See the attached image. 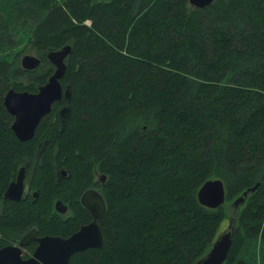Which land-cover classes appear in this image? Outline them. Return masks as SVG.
<instances>
[{"label": "trees", "instance_id": "trees-1", "mask_svg": "<svg viewBox=\"0 0 264 264\" xmlns=\"http://www.w3.org/2000/svg\"><path fill=\"white\" fill-rule=\"evenodd\" d=\"M66 43L70 115L60 130L50 111L20 141L5 92L36 91L53 71L43 54ZM25 47L40 66H21ZM42 133L70 159L67 189L95 165L108 174L103 245L68 264H194L244 191L223 264H264V0H0V200ZM51 177L43 160L34 221ZM211 178L226 188L216 208L197 199Z\"/></svg>", "mask_w": 264, "mask_h": 264}, {"label": "water", "instance_id": "water-1", "mask_svg": "<svg viewBox=\"0 0 264 264\" xmlns=\"http://www.w3.org/2000/svg\"><path fill=\"white\" fill-rule=\"evenodd\" d=\"M213 0H189L192 6L202 8L209 5ZM72 53V45L65 44L61 48L49 49L43 56L53 67L52 73L48 76L45 83L38 86L36 91L16 90L10 87L6 90L3 104L6 111L13 117L11 129L21 141L33 137L34 132L42 118L50 111L52 103L64 97L67 103L60 107L62 127L65 120L70 115L69 102L72 97L70 84L64 88L61 79L64 76L68 56ZM20 64L25 69H34L41 64V57L32 53H25L20 56ZM24 166L16 175L14 181L8 185L5 196L15 199L20 198L23 188ZM64 170L62 174H64ZM259 186L256 183L250 188L251 191ZM247 191L243 196L236 197L232 204L237 207L243 203ZM226 198V188L221 178H211L204 181L197 191V199L200 204L216 208L222 205ZM59 202H57V206ZM94 221L83 225L73 235L62 238L61 236H44L39 239V244L32 256L23 258L19 246L7 245L0 248V264H68L71 256L89 247L100 248L103 245L104 237L102 230L96 219L101 218L106 213V205L100 212L92 209ZM229 230L222 232L214 239L208 252L200 257L194 264H223L231 248L234 230L229 223ZM28 237L24 236L19 245L27 244Z\"/></svg>", "mask_w": 264, "mask_h": 264}, {"label": "flooded vegetation", "instance_id": "flooded-vegetation-1", "mask_svg": "<svg viewBox=\"0 0 264 264\" xmlns=\"http://www.w3.org/2000/svg\"><path fill=\"white\" fill-rule=\"evenodd\" d=\"M65 104L66 100L63 97L62 99L53 102L50 109V111H56L58 115L60 130L62 128V122L59 115V109ZM35 133L36 131L34 132V135ZM42 134V137H40L37 142L34 141V148L30 151L31 153L29 152L30 154L25 155V157H23L18 163L14 176L9 179L1 193L0 248L7 245L19 246L23 258H28L33 255L35 248L39 244L40 238L46 235L61 236L62 238L71 236L83 225L94 221L95 218L92 209H96L97 212H100L103 204L106 205L104 195L105 190L108 187V174L100 171L98 166L95 165L92 169L90 168L89 176H87L85 181L79 186H76L72 191L71 189H67L65 187L66 184L63 183L72 173V168H70L69 164L70 159L67 160L60 157L57 154L58 151L55 146L52 148L50 147V139L47 135L45 133ZM43 160L47 161L48 167L51 170L52 182L50 189H48L49 205L46 215H43V212L39 209L40 214H42L39 217L40 222H37L34 221V217L32 218L31 216L33 204L38 200L40 194V187L35 181L34 171L37 166H42ZM22 166H24L25 169L20 198L15 199L12 197H6L5 191L8 185L11 181L15 180L17 172ZM63 170L65 172L64 174H62ZM57 202H59L58 206ZM1 216H5V218L1 219ZM25 217L31 218L32 221L24 222L23 219H25ZM102 217L96 219L100 228V220ZM24 236H27L29 240L27 244L20 246L19 243Z\"/></svg>", "mask_w": 264, "mask_h": 264}, {"label": "rangeland", "instance_id": "rangeland-1", "mask_svg": "<svg viewBox=\"0 0 264 264\" xmlns=\"http://www.w3.org/2000/svg\"><path fill=\"white\" fill-rule=\"evenodd\" d=\"M88 23H90L89 20H87ZM23 48V47H22ZM25 53H32V54H35V51L32 49V48H28V47H25L23 51L20 50V54L19 56L25 54ZM36 55V54H35ZM226 208H227V205L225 204ZM236 208L230 206L228 207V211H226V217L224 220H222V222L219 224L218 228H217V231H216V236H218L219 234H221L222 232L224 231H227L229 230V223L231 222V224L233 223V217L235 216L236 214Z\"/></svg>", "mask_w": 264, "mask_h": 264}]
</instances>
